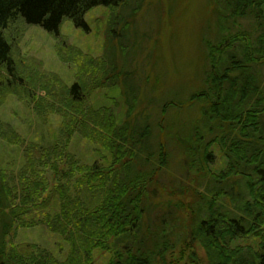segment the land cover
Wrapping results in <instances>:
<instances>
[{"label":"trees","instance_id":"16d2710c","mask_svg":"<svg viewBox=\"0 0 264 264\" xmlns=\"http://www.w3.org/2000/svg\"><path fill=\"white\" fill-rule=\"evenodd\" d=\"M221 1L229 12L223 16L226 26L220 24L218 43L207 41L209 68L204 73L205 86L190 98L207 102L202 111L204 132L196 126L186 140L175 138L187 167L196 169L201 179L196 186L169 190L173 197L191 193L196 208L182 203L173 206L170 202L167 209L176 216L190 208L194 214L190 222L173 215L169 221L166 217L160 223L155 221L154 230H143L146 218L158 208L154 199L159 187L153 186V176L169 166L171 155L160 142L154 160L150 117L142 110L141 120L132 119L136 103L142 101L136 94L139 81L133 99L122 96L117 90V67L111 71L105 58L87 56L84 58L96 85L89 88L77 81L70 88L66 109L56 112L50 108L70 120L62 123V139L54 143L57 156L53 160L51 190L44 186L45 175L35 174L40 169L38 162L47 164L50 157L27 156L19 189L0 165V264H99L97 256L107 254L103 264H167L168 254L178 249V259H172V264L179 260L181 264H201L198 245L208 264H264V30L249 39L245 34L248 31L242 28L232 35L233 28L228 26L229 20L242 18L254 22L257 30L264 27V0ZM115 3L116 0H0V95L23 91L12 77L23 79L13 44L5 35L11 22L22 17L27 24L40 25L60 38L66 21L77 28L90 29L86 15L98 6ZM238 44L241 56L233 51ZM145 79L148 84L150 78ZM88 93L102 95L108 102L92 109V116L84 115L91 97ZM163 104L162 116L177 107L174 101ZM78 130L95 141L94 151L100 157L89 164L68 166L64 175H58L65 167L61 165H66L63 157L70 155L67 151L71 137ZM6 132L0 120V137ZM214 132L218 136L204 141ZM214 145L225 150V170L211 166L214 153L210 150ZM149 167L155 170H147ZM207 178L211 182L204 185ZM67 185L91 190L97 202L87 212L74 215L69 212L70 200L63 203L61 210H53L51 205L58 193L68 192ZM64 194L62 201L67 200ZM177 221L182 225L178 230L174 228ZM43 226L61 236L53 248L20 240L21 231ZM172 236L176 237L174 243Z\"/></svg>","mask_w":264,"mask_h":264},{"label":"rangeland","instance_id":"374dc122","mask_svg":"<svg viewBox=\"0 0 264 264\" xmlns=\"http://www.w3.org/2000/svg\"><path fill=\"white\" fill-rule=\"evenodd\" d=\"M224 12L221 0H116L114 5L98 6L86 15L90 29L77 28L71 21H66L61 28L60 38L40 25L27 24L22 17L11 22L5 29V35L13 44L23 79L12 77L14 82L22 85L23 91L0 95V120L8 130L6 136L0 137V165L4 166L12 183L19 189L20 179L24 175L20 174L27 156L35 159L44 155L52 160L47 164L38 162L40 169L35 174L45 175L44 186L46 190H51L53 160L57 156L54 143L61 141L62 123L69 118L61 113L56 114L50 108H55L56 112L66 109L64 106L69 102L70 88L75 82L81 81L89 88L96 85L90 64H86L84 58L91 56L93 59L105 58L111 71L114 66L117 67L116 73L120 74L117 90L120 95H129L133 99L139 81L136 94L142 101L136 103L132 119L141 120L142 110L150 117L154 128L151 137L154 160H157L160 142L165 144L171 155L169 166L153 176V186L157 184L159 187L154 199L158 208L146 218L143 230H154L155 223L162 222L165 217L172 219L170 216L173 217L175 212L167 209L170 202L173 206L182 203L196 208L195 196L191 193L174 197L169 195L172 188L196 186L201 179L196 169L187 167L185 154L175 138L186 140L196 126L204 132L202 111L207 107V102L190 98L205 86L204 73L209 68L207 41L218 43L220 24L226 26ZM253 24L242 18L229 20L228 26L233 28V32L229 33L237 34L243 28L249 32L245 33L248 38L254 39L264 27L257 30ZM240 46L238 44L233 50L238 56L242 55L239 53ZM128 72H131L130 76ZM146 76L150 78L148 84ZM88 94L91 97L87 99L88 108L84 115L92 116L93 110L108 102L104 101L102 95ZM164 101H174L177 107L170 108L162 116ZM216 136L218 133L214 132L203 138L209 141ZM94 142L81 130L76 131L71 137V145L67 147L70 155L63 157L66 165L61 167L65 166L64 170L57 174L64 175L68 166L89 164L99 158L94 151ZM182 146H186V143ZM210 151L214 153L212 168L225 170L228 167V160L223 156L225 150L214 145ZM147 170L154 171L155 168L149 167ZM203 182L207 185L211 181L207 178ZM67 189L65 194L58 193L51 205L53 210H61L63 203L67 204L70 200L69 212L74 215L87 212L97 202L91 190L77 189L73 185H67ZM63 194L66 201L61 199ZM77 198L79 201H75ZM189 209L176 216L190 222L194 214ZM181 226V222H174L176 230ZM19 238L38 242L47 248H53L61 241L58 233L44 226L21 231ZM171 240L174 243L176 237L172 236ZM196 249L201 264H208L204 250L199 245ZM171 252L166 258L167 264H172V259L174 261L176 257L178 259L179 249ZM107 255L97 256L99 264L108 259ZM177 263L181 264L180 260L175 261Z\"/></svg>","mask_w":264,"mask_h":264}]
</instances>
